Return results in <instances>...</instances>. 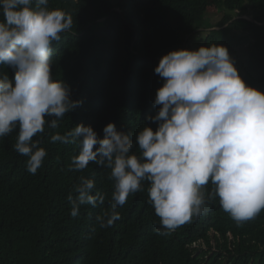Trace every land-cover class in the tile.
Listing matches in <instances>:
<instances>
[{"label":"trees","instance_id":"obj_1","mask_svg":"<svg viewBox=\"0 0 264 264\" xmlns=\"http://www.w3.org/2000/svg\"><path fill=\"white\" fill-rule=\"evenodd\" d=\"M49 7L73 18L71 30L53 43L52 75L82 104L57 128L45 125L34 137L48 153L35 175L14 149L18 129L0 138V264H264V209L237 223L221 207L211 181L204 187L206 210L166 236L157 232L160 218L149 203L147 182L117 209L119 220L100 228L96 217L109 208L113 192L110 170L90 163L71 171L78 146L50 140L80 123L101 138L110 121L133 140L145 124L155 130L148 117L158 110L153 101L163 80L154 69L160 58L215 43L230 53L232 31H244L251 42L240 76L264 91V0H49ZM215 8L228 12L216 25H205ZM247 11L255 21L241 17ZM5 71L14 78L11 68L0 65ZM81 176L95 181L93 194L105 201L81 206L73 217L67 197Z\"/></svg>","mask_w":264,"mask_h":264},{"label":"clouds","instance_id":"obj_2","mask_svg":"<svg viewBox=\"0 0 264 264\" xmlns=\"http://www.w3.org/2000/svg\"><path fill=\"white\" fill-rule=\"evenodd\" d=\"M72 26V16L50 8L49 0H0V65L14 71L13 79L0 73V138L18 129L14 149L27 157L33 175L48 155L34 137L45 125L57 128L82 104L52 75L53 43ZM154 71L163 80L153 101L158 110L148 117L155 130L145 124L133 140L110 121L103 138L84 123L50 136L51 142L78 146L71 171L90 163L110 170V206L96 217L97 225L108 228L119 220L117 209L130 194L143 191L145 182L160 235L206 210L209 181L234 221L255 218L264 209V91L245 83L222 44L171 50ZM95 186L84 176L74 185L67 197L73 217L81 206L104 204L103 194H93Z\"/></svg>","mask_w":264,"mask_h":264},{"label":"rangeland","instance_id":"obj_3","mask_svg":"<svg viewBox=\"0 0 264 264\" xmlns=\"http://www.w3.org/2000/svg\"><path fill=\"white\" fill-rule=\"evenodd\" d=\"M228 12V10H223L221 8H215V10L209 11L206 14V19L204 24L207 26L216 25L219 19L223 16V13ZM246 18L252 17L251 12L247 11ZM239 17V16H237ZM233 44L230 51V57L234 61L235 66L239 73L245 71V65L247 64L249 50L251 47V42L244 38V31H232Z\"/></svg>","mask_w":264,"mask_h":264},{"label":"water","instance_id":"obj_4","mask_svg":"<svg viewBox=\"0 0 264 264\" xmlns=\"http://www.w3.org/2000/svg\"><path fill=\"white\" fill-rule=\"evenodd\" d=\"M241 17H246V16H245V15H241ZM248 18H249V19H251V20H253V21H255V20H254V18H253V17H251V16H250V17H248Z\"/></svg>","mask_w":264,"mask_h":264}]
</instances>
